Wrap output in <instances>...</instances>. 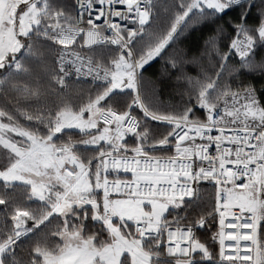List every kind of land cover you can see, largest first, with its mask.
I'll return each mask as SVG.
<instances>
[{"label": "snow or ice", "instance_id": "obj_1", "mask_svg": "<svg viewBox=\"0 0 264 264\" xmlns=\"http://www.w3.org/2000/svg\"><path fill=\"white\" fill-rule=\"evenodd\" d=\"M0 264H264V0H0Z\"/></svg>", "mask_w": 264, "mask_h": 264}, {"label": "trees", "instance_id": "obj_2", "mask_svg": "<svg viewBox=\"0 0 264 264\" xmlns=\"http://www.w3.org/2000/svg\"><path fill=\"white\" fill-rule=\"evenodd\" d=\"M208 32V28H203L191 35L182 36L174 48L187 50L189 55H191L196 52L198 47L202 48ZM187 71L195 74L197 70L189 65ZM145 77L152 81V83L146 85V87L155 90L159 101H163L164 103H177L179 101V96L173 88V79L164 74L163 60L157 58V60L153 62L152 67L145 73Z\"/></svg>", "mask_w": 264, "mask_h": 264}]
</instances>
